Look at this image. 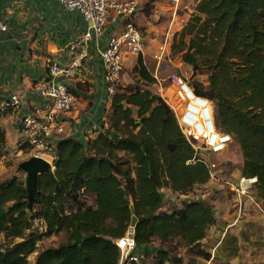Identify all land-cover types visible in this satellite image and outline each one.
<instances>
[{
	"label": "trees",
	"instance_id": "16d2710c",
	"mask_svg": "<svg viewBox=\"0 0 264 264\" xmlns=\"http://www.w3.org/2000/svg\"><path fill=\"white\" fill-rule=\"evenodd\" d=\"M194 3L171 51L178 50L191 69L193 82L187 85L210 102L216 128L231 137L224 153L238 155L239 177L256 179L251 195L264 210V0ZM130 73L140 87L118 86L110 97L105 131L84 143L74 138L56 142L54 171L38 177L31 210L24 180L0 183V264H28L33 254V264H118L114 242L124 237L132 217L136 250L148 264H196L198 259L230 264L212 259L204 244L218 224L208 201L185 199L163 210L161 191L186 198L212 181L210 171L194 158L173 111L155 88L158 78L140 56ZM7 155L0 125V162ZM36 221L44 232L34 226ZM60 233L65 243L39 247L43 238ZM153 242L157 249L145 250ZM225 244L227 258H236L238 237L227 236ZM179 248L185 249L186 259Z\"/></svg>",
	"mask_w": 264,
	"mask_h": 264
},
{
	"label": "crops",
	"instance_id": "0c3cea01",
	"mask_svg": "<svg viewBox=\"0 0 264 264\" xmlns=\"http://www.w3.org/2000/svg\"><path fill=\"white\" fill-rule=\"evenodd\" d=\"M0 20L7 25V31L0 34V97L17 94L21 100L19 110L8 112L0 118V125L6 134L8 155L5 159L13 158L10 152L18 139L20 119L23 116L43 118L45 115L46 101L35 90L36 84L47 78L48 68L52 63L61 68L68 67L79 56V50L84 47L87 53L84 68L69 79H57L58 82L67 85L77 99L76 108L71 113L61 116L65 130L64 138H74L84 143L96 132L105 131L110 98L106 94L100 52L114 33V27L107 26L100 36L93 34L85 45L79 43L78 49L71 51L69 49L71 43L80 40L90 24L85 22L79 13L65 10L56 0H0ZM148 55L151 57L153 54ZM132 57H125L123 69L129 67V71L131 70L136 62ZM183 99L185 102L184 94ZM191 103L195 107L199 106L194 100ZM56 142V140L51 142L52 148ZM1 163L2 161L0 165ZM212 185H215V182L210 181L205 185L207 189L209 188L208 192ZM161 193L167 199H171L172 195L168 190L165 189ZM220 198L223 199V196ZM201 199L208 201L214 208L218 220L217 226L210 230L209 240L204 241L207 250L212 254V259L230 264H264V238L262 240L263 236L252 230L254 217L247 212L241 213L240 217V213L237 215L236 212L228 211L225 205H219L217 201H209L206 196H201ZM174 205H177L174 201L165 205L163 199V210L167 211ZM252 206L257 219L255 223L258 224L255 227H264V216ZM238 216L240 220L236 219ZM241 224L245 228L242 230L239 228L237 234L233 233ZM257 230L262 232L263 229ZM229 235L237 236L239 239L240 251L234 259L227 258L228 249L225 241ZM245 235L248 236V240H243ZM212 237L216 239L213 241L214 244L210 240ZM241 242L249 243L248 251L244 252L241 249ZM154 244L156 243L153 242L145 250L155 251L157 247H154ZM137 253L140 254V251ZM196 264L214 263L198 259Z\"/></svg>",
	"mask_w": 264,
	"mask_h": 264
},
{
	"label": "built area",
	"instance_id": "2783aa9c",
	"mask_svg": "<svg viewBox=\"0 0 264 264\" xmlns=\"http://www.w3.org/2000/svg\"><path fill=\"white\" fill-rule=\"evenodd\" d=\"M65 10L77 12L83 20L90 24L89 29L78 41L71 43L69 49L75 51L79 43H85L94 34L100 36L107 26L114 27V33L109 37L106 46L100 52V58L104 67V82L106 94L110 98L116 93L123 72V63L126 56H145V40L139 26L136 23L139 11L138 0H56ZM173 10L170 14V22L166 32L162 35L161 42L152 55L157 66L168 58L169 49L176 31L175 25L183 28L187 17L179 15L183 9L188 11V6H181L182 0H171ZM179 6V8H178ZM181 6V7H180ZM185 14V12L183 13ZM190 17V16H189ZM7 31V25L0 20V34ZM87 56L86 49L79 50V56L68 67L61 68L52 63L48 68L47 78L36 84L35 90L46 101L45 115L43 118L35 116H23L18 127V139L10 152L12 157L28 155V157H40L52 165L51 156L52 141L64 138L65 130L61 122V116L71 113L77 105L74 92L65 84L58 82V78L69 79L75 73L84 68V60ZM175 107L171 109L175 115L181 133L195 152L194 158L202 161L210 171L211 180L215 182L214 170L216 163L214 158L223 154L231 137L221 132L214 125L212 107L209 101L197 97L188 85L177 79ZM185 92V102L178 98L180 92ZM200 104V109L191 103ZM21 100L17 94L0 97V116L19 110ZM256 182L255 178H241L236 184L231 185V191L239 198H248L252 205L264 216V210L256 199L252 198L251 189ZM34 226L42 232L45 227L39 221ZM115 246L120 251L118 264H138L141 255L137 253L134 232L129 228L124 237L116 240Z\"/></svg>",
	"mask_w": 264,
	"mask_h": 264
},
{
	"label": "rangeland",
	"instance_id": "374dc122",
	"mask_svg": "<svg viewBox=\"0 0 264 264\" xmlns=\"http://www.w3.org/2000/svg\"><path fill=\"white\" fill-rule=\"evenodd\" d=\"M139 2V11L137 14L136 23L139 26L141 33L143 34L144 40H145V50L146 54L144 57H141L146 67L149 69V71L158 78V85L155 86V88H158V92L162 96V98L167 102L168 106L171 109V106L175 107V101L174 98L167 99L166 94L168 91L174 92L176 89L175 87H171L173 84L176 86L177 79H181L182 82L186 84H191L193 82V79H191V69L187 67L181 60L180 53L178 50L171 51V47L169 49L168 58L159 64L157 66L156 62L152 59V56L149 57L148 54H153L161 42L162 35L166 32V29L168 27V24L170 22V14L173 10V6L171 3V0H138ZM187 5L188 11H184L181 9L178 14L190 18L189 16H192L193 9L195 7L194 0H182L181 6ZM180 6V7H181ZM179 8V6H178ZM185 12V14H183ZM181 28L179 25H175L173 27L174 31H179ZM172 46V45H171ZM139 56H133L132 60L135 61V59ZM125 63H123L124 66ZM131 73L129 71V67L126 69H123L121 80L119 82V87L122 88H138L140 87V83L132 81L131 80ZM161 77V78H159ZM197 81L203 82L204 77L197 76ZM153 87V91L155 89ZM178 98L181 99V102L183 104V94L180 92L178 95ZM199 104V103H198ZM197 106V104H196ZM200 109V104L198 107ZM172 110V109H171ZM228 152V153H227ZM226 153H223L219 155L218 157L214 158L213 161L218 166V169L216 171L217 173V180L215 182V185H212L213 187L210 188V191L208 192V189L206 186H203L196 190V192L193 195H189L186 197V200L193 199L195 197L201 198L207 197L209 201H217L219 205H225L228 209V211L234 213L236 212L237 215L240 213H249L254 217L252 220V230L257 231L259 234H261L262 240L264 238V227L257 228L255 227L257 222L256 215L254 213V210H252L251 206L252 203L249 201L248 198H242L239 199L231 190V185L236 184L241 178L239 177L238 173V166L239 163V157L236 154L235 151H227ZM28 155H22L19 157H13L9 159H5L2 161L0 165V183L4 182L6 180H9L12 177H17L19 179L25 180V175L19 171L18 165L29 159ZM240 178V179H239ZM227 182V184L225 183ZM220 196H223V199L220 198ZM228 198V199H225ZM253 199H255L254 196H252ZM163 199L165 201V205L168 204V202L174 201L177 205L183 203V197H180L178 195H172L171 199H167L165 196H163ZM167 200V201H166ZM232 200L234 202H232ZM179 201V202H178ZM253 207V206H252ZM245 208V210H244ZM254 209V208H253ZM236 215V216H237ZM240 217L238 216L236 219L240 220ZM256 220V221H255ZM215 228V227H214ZM243 229L245 226H238L233 233L237 234L238 229ZM257 229H263L262 232ZM232 233V234H233ZM211 236V235H210ZM259 236V235H258ZM213 239H210L212 244H214L213 241H216L214 237ZM66 242V236L63 233H60L55 236L51 237H45L43 238L40 248H48V247H57L60 244H63ZM157 244V243H156ZM154 244V247H157V245ZM248 244L240 243L241 249L246 252L248 251ZM263 246H261V249ZM178 253L180 255H185V249H178ZM140 255V254H139ZM36 254H33L28 258V264H33L34 258ZM143 256V253H142ZM264 256V254H263ZM186 259V257L184 256ZM138 264H148L147 261H144L143 257H141Z\"/></svg>",
	"mask_w": 264,
	"mask_h": 264
},
{
	"label": "water",
	"instance_id": "95a60500",
	"mask_svg": "<svg viewBox=\"0 0 264 264\" xmlns=\"http://www.w3.org/2000/svg\"><path fill=\"white\" fill-rule=\"evenodd\" d=\"M171 87H175L174 92L168 91L165 95L167 99L176 97L177 87L173 84ZM19 170L25 175V191L27 194V208L31 210L37 192V180L40 175L52 173L54 168L52 165L40 157H30L29 159L21 162L18 165ZM136 224V218L132 217L130 229L134 232V226Z\"/></svg>",
	"mask_w": 264,
	"mask_h": 264
},
{
	"label": "bare ground",
	"instance_id": "6f19581e",
	"mask_svg": "<svg viewBox=\"0 0 264 264\" xmlns=\"http://www.w3.org/2000/svg\"><path fill=\"white\" fill-rule=\"evenodd\" d=\"M182 92V94H184L185 95V92H183V91H181Z\"/></svg>",
	"mask_w": 264,
	"mask_h": 264
}]
</instances>
